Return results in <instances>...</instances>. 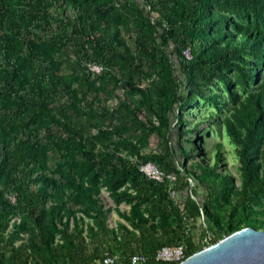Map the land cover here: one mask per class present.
I'll return each mask as SVG.
<instances>
[{"label": "trees", "instance_id": "obj_1", "mask_svg": "<svg viewBox=\"0 0 264 264\" xmlns=\"http://www.w3.org/2000/svg\"><path fill=\"white\" fill-rule=\"evenodd\" d=\"M193 97L226 107L239 185L221 143L211 163L202 147L172 145ZM154 132L163 149L144 152ZM145 161L174 182L144 175ZM102 189L129 205L115 208L127 224L109 226ZM263 202L264 0H0V264H93L104 252L117 264L133 252L177 264L157 250L182 245L186 257L241 227L264 229ZM200 216L216 236L193 232Z\"/></svg>", "mask_w": 264, "mask_h": 264}, {"label": "rangeland", "instance_id": "obj_2", "mask_svg": "<svg viewBox=\"0 0 264 264\" xmlns=\"http://www.w3.org/2000/svg\"><path fill=\"white\" fill-rule=\"evenodd\" d=\"M139 1V0H138ZM63 72H67L65 68L62 69ZM142 86L146 84V80H142L140 83ZM212 91H217L222 93L220 83H215L212 87ZM235 89L240 93V88L234 84ZM117 97H110L107 99L106 104L112 109L116 107L117 100L124 97V91L122 88L116 90ZM216 112V113H215ZM226 107H221L220 110L214 108L212 104L206 102L203 99L193 97L189 102L188 106L185 108L183 113V125L181 127L175 128L170 136V140L175 149L183 148L184 150H191V146H199L204 150H208V161L211 163L212 152L214 150L215 143H221V152L224 157V168L232 176L236 185L240 183V168L239 161L236 153V145L231 141L229 136L226 134L224 127L222 126L220 120L226 114ZM218 114V115H216ZM142 117V116H141ZM143 118V117H142ZM112 119L108 118L106 123H111ZM115 121V120H114ZM198 121V122H196ZM172 124L175 122L171 119ZM191 131H184L189 130ZM191 136L194 140L188 142V137ZM172 146V147H173ZM163 149V142L161 138L154 132L151 133L147 138V144L143 148L144 152H155ZM195 150L191 151L190 156L184 160L186 166H189L194 160ZM197 158V156H196ZM50 166L54 165L55 157L50 154ZM193 195L198 201H203L205 199V191L202 186L194 184ZM102 194L105 196V207H110L111 211L108 215V224L110 227H115L118 221L127 224L122 218H120L116 212L115 208L120 210L128 209L129 205L125 203H120L116 205L107 195V192L102 189ZM264 208V202L261 205ZM193 232L200 237L202 235L204 240L209 237H214L217 235L216 231H213L208 225L203 221V217H198L194 222ZM226 235V234H224ZM223 235V236H224ZM222 236V237H223ZM221 236L218 238L220 239ZM217 239V240H218Z\"/></svg>", "mask_w": 264, "mask_h": 264}, {"label": "water", "instance_id": "obj_3", "mask_svg": "<svg viewBox=\"0 0 264 264\" xmlns=\"http://www.w3.org/2000/svg\"><path fill=\"white\" fill-rule=\"evenodd\" d=\"M177 264H264V229L241 227Z\"/></svg>", "mask_w": 264, "mask_h": 264}, {"label": "built area", "instance_id": "obj_4", "mask_svg": "<svg viewBox=\"0 0 264 264\" xmlns=\"http://www.w3.org/2000/svg\"><path fill=\"white\" fill-rule=\"evenodd\" d=\"M186 55L187 52H184ZM89 68L94 72H100L102 67L97 64H89ZM139 171H141L147 177L154 179L158 182L163 180H169L171 183L175 180V174L173 172H166L159 168L152 161L141 162L138 165ZM190 186L193 185V180L187 177ZM170 195L176 200L177 193L175 189L169 188ZM11 203H15V197L13 195L8 196ZM156 260L170 261V262H180L184 259V248L182 245L177 246H164L157 250L155 255ZM120 255L117 253L104 252L103 255L96 260L93 264H117L120 262ZM147 261V256L141 252H133L129 255V264H144Z\"/></svg>", "mask_w": 264, "mask_h": 264}]
</instances>
